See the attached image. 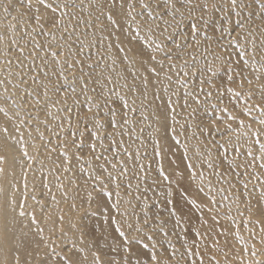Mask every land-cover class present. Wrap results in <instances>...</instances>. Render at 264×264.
<instances>
[{
    "label": "snow or ice",
    "instance_id": "1",
    "mask_svg": "<svg viewBox=\"0 0 264 264\" xmlns=\"http://www.w3.org/2000/svg\"><path fill=\"white\" fill-rule=\"evenodd\" d=\"M0 7V264H180L166 228L172 217L173 231L183 227L176 192L201 211L202 227L209 225L203 215L207 208L212 224L206 231L224 236L228 247L224 251L218 238L194 228L197 241L211 240L212 251L201 252L194 241L196 252L185 243L188 255L200 256V264L205 255L208 264H264V172L255 170L256 161L264 169V0H0ZM205 42L204 54L212 59L198 65L196 53ZM222 70L226 79L214 83ZM190 75L200 76L198 90L190 88ZM252 76L259 82L261 103L242 112H259L258 127L247 125L259 154L249 150L252 163L236 164L225 155V145L216 142L225 152L214 164L213 141H207L204 162L228 185V195H223L225 188L218 190L220 208L215 196L198 204L190 190L197 177L205 179L204 173L187 163L185 184L179 166L166 172L163 152L170 149H162L161 140L171 132L179 144L173 126L179 123L177 107L183 109L181 134L195 128L211 135L220 131L221 121L231 132L230 121L237 115L226 106L212 105L217 110L205 112L206 119L198 116L201 94L210 100L215 89L221 104L225 94L246 102L254 95ZM136 97L141 107L145 102L153 107L157 127L150 136L153 157L161 163L160 179L152 184L167 182L166 192L156 195L164 197L168 219L159 210L149 214L147 195L141 199V192L149 191L140 187L148 178L144 157L124 140L144 144L130 116L137 111ZM140 119L148 120L146 109ZM239 125L245 128V121ZM161 130L164 136L158 135ZM192 136L199 139L196 132ZM187 153L184 145L183 160ZM196 155H202L199 144ZM232 173L236 183L229 178ZM250 183L259 191L255 204ZM230 197L222 216L223 201ZM233 203L239 220L231 215ZM220 218L232 227L220 226ZM249 224L258 225L259 232ZM229 234L240 247L230 246ZM161 241H167L171 258L162 259Z\"/></svg>",
    "mask_w": 264,
    "mask_h": 264
},
{
    "label": "rangeland",
    "instance_id": "2",
    "mask_svg": "<svg viewBox=\"0 0 264 264\" xmlns=\"http://www.w3.org/2000/svg\"><path fill=\"white\" fill-rule=\"evenodd\" d=\"M13 14H15L13 10ZM3 15L2 12V7H0V16ZM10 19V17H9ZM233 20H235V17L233 16ZM255 25L259 26L260 21L258 19H255ZM211 35V32L209 33ZM217 36L219 35L218 33L216 34ZM207 46L206 42L202 44L201 48L199 51L196 53L197 55V64L202 65L205 62V59L211 60L212 55H206L204 54V48ZM86 51V55H90L91 53ZM213 51H219V49L216 48V45L213 44ZM185 59H189L190 57H184ZM93 59L95 57L93 56ZM211 75V74H208ZM253 79V85L252 89L254 92V95L252 96L251 99L247 100L246 102L244 100H238L234 97H230L228 94H225L223 97V103H220L218 93L215 89H212L213 95L210 100H206L204 95L201 94V105L198 108V116L206 119L205 112H214L217 109H214L212 105H217L219 108L223 107H228L229 112L237 115V120L236 121H230L232 123L233 130L231 132L226 131L223 127V121L220 122L221 127L220 131L217 132L215 130L212 131L211 135L205 134V135H200L199 131L195 128L192 130L185 129V133L181 134V127L180 125L184 123V116H183V109L181 107H177L176 113H177V119L179 120V123L173 125L176 129L175 135L179 139V144L176 143L175 140H172V133L169 132L167 136H164L163 130H161V133L158 135L164 136V139L161 140V148L162 149H170L167 151L163 152V166L166 172L171 173L173 170L177 169V166H179L178 170L180 172H184L185 174V181L184 183L187 184V176L188 173L186 171L185 165L189 162L192 164L196 165V167L193 169L195 172H203L205 179L201 181L198 177L197 179L192 182V187H191V197L196 199L198 204L203 203H208L209 200L208 198L210 196H215L217 200V208H220V202H221V194L218 193V190L223 187L225 188V192L223 195H228L227 188L228 185L224 184L222 182V178H217V176L214 174V170L208 168L207 164L204 162L206 157H207V150L205 148V143L207 141L212 140L213 144L209 145V147H212L213 152H212V158L213 162L218 163L222 158L219 156V152H225V149H220L218 144L216 142L223 143L226 148L225 155L227 156L228 160H233L235 161L236 164H249L252 163V156L248 155L249 150H251L253 156L259 154V145L255 143V137L251 136V131L247 128L248 124L252 125V129H256L258 127L257 124V119L259 118V112L258 110L253 111L252 116H246L242 112V108L245 106H253L257 103H261V96H260V90L258 88V83L255 81L254 76L250 77ZM71 79V78H69ZM131 79V78H129ZM222 79H226L224 71L222 70L219 72L215 77H214V83L219 84ZM199 81H200V76H191L189 77V85L190 88L193 90H198L199 87ZM207 87V86H206ZM249 86L245 82V88L247 89ZM183 92V89L181 88V93ZM131 95V94H130ZM161 95H163V90L161 89ZM175 97H173V100L175 101ZM149 100L151 101V95L149 97ZM157 104L159 102H156ZM189 103H192L190 100ZM180 104H183V97L181 96L180 99ZM136 108L137 111L135 113H130V116L134 119L135 121V126H136V131L137 133L144 139V144L141 145L140 139H136L134 144L132 141L129 140L128 137H124V140L126 143L132 145L133 151L135 148H139L141 152V156L144 157V163L146 167V173H147V180L146 182H141L140 187L141 190L143 188L148 187L149 191L144 194L141 192V199L143 200L144 195H147L148 198V211L150 215L155 214L158 210L160 211L161 215L164 216L166 219H168V212L167 210H164L163 204H164V197L163 196H157L156 194L165 191L167 188V182H165L162 185L159 186H154L152 184L153 179L159 180V165L161 163V160L159 158H154L153 157V145H152V138L150 136V133H154V129L157 127L156 121L154 120L153 117V107L150 106L148 102H145L144 107H141V99L139 97H136ZM146 109V114L148 115V120L143 121L141 123L140 119V112L144 111ZM224 118L227 119V114H223ZM255 117V119H254ZM243 119L245 121V128L241 129L239 125V120ZM172 122L169 121V124ZM131 125H129V129H131ZM141 127L143 128V132H141ZM192 132H196L197 136L199 139L196 137L192 136ZM247 132L248 135H245L244 133ZM119 139V138H118ZM261 141L264 142V136H261ZM200 141H203L204 143H200ZM199 144L200 151L202 155L197 156L196 155V149L197 145ZM184 145H187L188 147V160H183V155H184ZM239 148L240 151L237 153L236 148ZM145 150L147 151L148 155L144 156ZM149 163L151 164V167L149 168L148 165ZM259 161H256V171L257 172H264V169H260L258 167ZM38 167V166H37ZM223 170L227 171L228 170V165L227 162L225 161L223 163ZM237 171L243 172V168L237 169ZM250 172L252 171L251 169L249 170ZM144 175V173H142ZM32 174L29 173V179L31 180ZM232 181V183H236V176L235 173H232V175L229 177ZM132 183L135 186L137 183V180L135 177L132 178ZM209 184H211V187H209ZM198 186L203 187L204 191L199 192L198 191ZM173 189L176 188V185H172ZM240 191H243L242 187L238 186ZM53 191L55 189L53 188ZM233 192H236L237 189H233ZM249 191L252 193L253 196V204L256 203L255 198L259 196V191L257 189L253 188V185L250 183L249 184ZM135 195V192H134ZM59 198V195H58ZM174 199H176L179 202L180 208L178 209V215L181 217L180 223L183 227H175V230L173 231L174 225H175V217H172L171 219H168V224L166 225V228L168 229L169 232V239L171 240L172 245L175 246L177 249L176 253V260L180 262V264H184L185 261H187V264H200L201 257L196 256V255H188V248H191L192 252H196L197 249L194 246V241H197V238L195 237L193 229H200L202 233H205L206 235L210 236L211 238H218L220 245L224 247V251H228V247H225V237L224 236H216V233L214 232H207L206 230L208 229L209 225L212 224V221L210 219L211 214L208 212L207 208L203 209V215L204 218L209 221V225L201 226L200 221H199V216L201 215V211L189 204H187L184 200L181 199L180 194L176 192L174 194ZM231 200V197L229 198V201H223V208L220 209L222 216L226 215L228 213V208H229V202ZM135 204L136 201H133ZM61 207H65V210L67 211L66 206L61 203ZM142 207V205H141ZM232 211L231 215L233 217H236L237 220L240 219L238 216V213L236 211V205L233 203L232 204ZM243 208V205H242ZM140 209L138 208L137 211ZM248 213L245 211V216H247ZM256 217L253 216V219ZM220 226L225 227V228H231L232 227V222L220 218ZM255 228L257 232H259V226L258 225H252L249 224V228ZM16 228H19V225L16 226ZM234 230V229H233ZM240 230L241 234L247 239L248 238V231L243 228L242 225H240ZM162 234H158L157 239H160V236ZM228 241L230 246L234 248L240 247L238 242L234 241L232 239V236L229 234L228 236ZM200 244V251L201 252H210L212 251L211 248V240H208L207 244L205 243L204 240H198ZM163 244V247L165 249L164 251V256L162 257L165 258H171L168 252V243L167 241H161ZM185 243H187L188 248L185 247ZM259 247V245H257ZM218 258L223 261L224 256L223 252L218 253ZM232 258V253L229 254V259ZM204 259V264H208V255H205L203 257Z\"/></svg>",
    "mask_w": 264,
    "mask_h": 264
},
{
    "label": "bare ground",
    "instance_id": "3",
    "mask_svg": "<svg viewBox=\"0 0 264 264\" xmlns=\"http://www.w3.org/2000/svg\"><path fill=\"white\" fill-rule=\"evenodd\" d=\"M17 170H19V166H17ZM11 179V178H10ZM13 182H15V181H13ZM3 225H2V222H0V227H2Z\"/></svg>",
    "mask_w": 264,
    "mask_h": 264
}]
</instances>
